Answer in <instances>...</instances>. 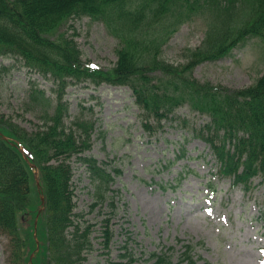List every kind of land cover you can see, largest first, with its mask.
<instances>
[{
	"label": "trees",
	"instance_id": "16d2710c",
	"mask_svg": "<svg viewBox=\"0 0 264 264\" xmlns=\"http://www.w3.org/2000/svg\"><path fill=\"white\" fill-rule=\"evenodd\" d=\"M85 16L102 22L117 40V59L109 68L91 65L74 36L59 31L68 19ZM194 16L205 18L204 37L187 49L185 63L174 64L163 57V47ZM249 38L264 44V0H0V55L21 61L52 82V95H46L30 81L25 110L39 116L35 130L0 114V233L7 238L6 264H83L92 250V225L74 218L73 155L89 172L94 196L90 210L105 202L112 213L115 208L111 184L120 169L114 167L112 174L105 162L81 155L91 147L94 120L76 115L66 123L65 90L72 84L129 86L149 133L187 105L208 117L192 134L209 146L220 176L244 188L252 177L264 178V62L257 78L242 88L193 75L198 64L228 55ZM23 218L30 221L28 226ZM111 235L106 224V248ZM184 246L180 260L194 264L192 244ZM121 255L127 260L104 264L136 260L132 251ZM145 260L174 264L171 253L163 250L151 251Z\"/></svg>",
	"mask_w": 264,
	"mask_h": 264
},
{
	"label": "rangeland",
	"instance_id": "374dc122",
	"mask_svg": "<svg viewBox=\"0 0 264 264\" xmlns=\"http://www.w3.org/2000/svg\"><path fill=\"white\" fill-rule=\"evenodd\" d=\"M59 31L74 36L83 59L103 68L115 63L117 40L102 22L86 16L68 19ZM204 31L205 18L194 16L173 33L163 47V57L174 64L185 63L187 49L201 43ZM263 62L264 44L249 38L229 55L198 64L193 75L242 88L257 78ZM30 81L52 95L49 79L28 71L13 57L0 55V114L33 131L41 121L25 110ZM65 99L66 123L76 115L95 122L91 147L81 155L105 162L112 174L114 167L120 169L111 184L113 213L106 202L90 210L94 196L87 166L75 155L70 158L74 218L92 225L93 248L83 264L126 261L128 257L121 254L127 251L136 258L132 264H148V254L161 250L171 253L172 263L187 264L179 257L187 243L193 246L194 264H264V179L257 175L244 188L219 175L210 149L192 134V128L198 130L208 119L205 115L183 105L174 119L149 133L141 125L128 86L72 84L65 90ZM22 222L30 224L26 218ZM106 224L112 234L108 248L102 243ZM6 243L0 233V264H6Z\"/></svg>",
	"mask_w": 264,
	"mask_h": 264
},
{
	"label": "water",
	"instance_id": "95a60500",
	"mask_svg": "<svg viewBox=\"0 0 264 264\" xmlns=\"http://www.w3.org/2000/svg\"><path fill=\"white\" fill-rule=\"evenodd\" d=\"M41 200H42V202L44 201V199H43V197L41 196Z\"/></svg>",
	"mask_w": 264,
	"mask_h": 264
}]
</instances>
